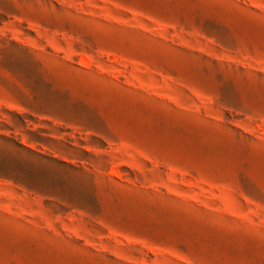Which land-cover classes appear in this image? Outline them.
<instances>
[{"label": "rangeland", "instance_id": "1", "mask_svg": "<svg viewBox=\"0 0 264 264\" xmlns=\"http://www.w3.org/2000/svg\"><path fill=\"white\" fill-rule=\"evenodd\" d=\"M0 264H264V0H0Z\"/></svg>", "mask_w": 264, "mask_h": 264}]
</instances>
